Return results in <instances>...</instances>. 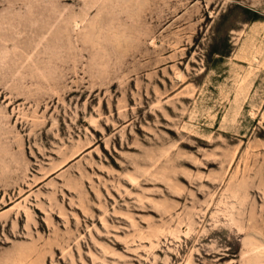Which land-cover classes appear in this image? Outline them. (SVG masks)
I'll list each match as a JSON object with an SVG mask.
<instances>
[{
	"label": "rangeland",
	"instance_id": "obj_1",
	"mask_svg": "<svg viewBox=\"0 0 264 264\" xmlns=\"http://www.w3.org/2000/svg\"><path fill=\"white\" fill-rule=\"evenodd\" d=\"M0 264H264V0H0Z\"/></svg>",
	"mask_w": 264,
	"mask_h": 264
}]
</instances>
